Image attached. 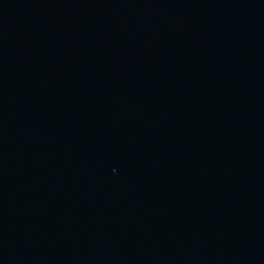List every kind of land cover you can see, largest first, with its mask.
Wrapping results in <instances>:
<instances>
[{
	"label": "water",
	"instance_id": "95a60500",
	"mask_svg": "<svg viewBox=\"0 0 264 264\" xmlns=\"http://www.w3.org/2000/svg\"><path fill=\"white\" fill-rule=\"evenodd\" d=\"M0 264H264V0H0Z\"/></svg>",
	"mask_w": 264,
	"mask_h": 264
}]
</instances>
